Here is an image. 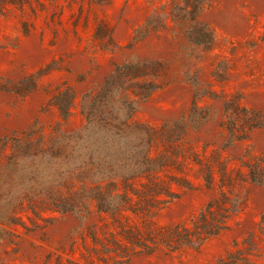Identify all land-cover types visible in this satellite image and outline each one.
<instances>
[{
	"label": "rangeland",
	"instance_id": "rangeland-1",
	"mask_svg": "<svg viewBox=\"0 0 264 264\" xmlns=\"http://www.w3.org/2000/svg\"><path fill=\"white\" fill-rule=\"evenodd\" d=\"M263 168L264 0H0V264H264Z\"/></svg>",
	"mask_w": 264,
	"mask_h": 264
},
{
	"label": "trees",
	"instance_id": "trees-1",
	"mask_svg": "<svg viewBox=\"0 0 264 264\" xmlns=\"http://www.w3.org/2000/svg\"><path fill=\"white\" fill-rule=\"evenodd\" d=\"M250 176H251V180L255 183L258 184H264V168L263 170L261 169L260 171H257L255 169L250 170ZM61 208H59L58 210H54L57 211L59 213H66L69 211H74L75 208H73L74 206L72 204H63L60 206ZM97 207L99 209V211L101 212H106L108 209H111L110 206H104L103 203H98ZM114 210H117L118 207L113 208Z\"/></svg>",
	"mask_w": 264,
	"mask_h": 264
}]
</instances>
